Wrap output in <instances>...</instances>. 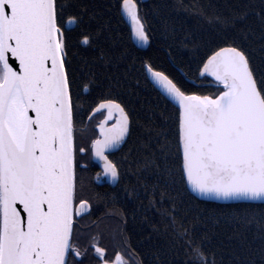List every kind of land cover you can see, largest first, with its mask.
<instances>
[{
    "label": "snow or ice",
    "instance_id": "obj_1",
    "mask_svg": "<svg viewBox=\"0 0 264 264\" xmlns=\"http://www.w3.org/2000/svg\"><path fill=\"white\" fill-rule=\"evenodd\" d=\"M119 7L135 38L148 44L137 0H119ZM249 12L246 4L215 14L201 9L215 33L207 38L185 33L183 46L200 54L198 72L213 78L214 92L186 90L150 58L142 61L145 79L174 103L171 111L160 112V121L141 125L140 154L128 150V170L137 179L118 194L91 191V181L82 175L95 161L102 173L94 179L106 175L118 184L123 173L110 150L133 132L131 109L119 98L121 75L109 74L104 85L91 71L81 84L87 58L79 66L73 58L75 44H91L103 27L77 33L82 13L62 0H0V264H77L89 248L77 239L82 215L121 196L135 205L133 222L138 212L145 220L151 213L160 217L152 229L178 243L182 264H225L211 240L220 223L232 225L228 239L238 238L247 249L239 264H257V255L264 264V208L203 207L188 217L178 200L187 193L193 200L264 204V8L257 13L258 44L250 39L257 30ZM99 56L112 62L103 49ZM94 85L102 91L89 102L88 116L105 109L106 115L81 143L80 89L89 92ZM128 219L129 210L123 209L125 227ZM249 231L259 240L255 247ZM92 249L98 264H124L120 251L110 259L98 243Z\"/></svg>",
    "mask_w": 264,
    "mask_h": 264
},
{
    "label": "trees",
    "instance_id": "obj_2",
    "mask_svg": "<svg viewBox=\"0 0 264 264\" xmlns=\"http://www.w3.org/2000/svg\"><path fill=\"white\" fill-rule=\"evenodd\" d=\"M62 3L69 6L73 12L82 13L80 26L76 29L77 33L81 29L96 32L98 28L103 27L99 36L91 44L77 43L74 46L73 58L78 66L83 63L82 57L87 58V62L80 69L84 77L81 84L87 82L91 71H95L96 78L104 85L108 83L109 74L118 73L125 81L124 88L119 90V98L131 109L133 132L120 149L110 154L119 162L123 175L118 184L105 188L97 187L90 176L91 191L118 194L123 192L125 184L133 183L137 179L136 174L128 170L130 167L128 150L131 148L134 154H140L141 125L151 118L160 121L161 111L172 110V104L166 101L164 96L145 79L141 68L142 61L150 58L154 66L165 70L186 90L214 92L217 89L213 78L204 79L198 76L197 63L200 54H194L190 47L183 46L189 39L185 33H191L197 38H207L209 34L215 33V29L209 25L206 17L200 14L201 9L209 14H215L227 12L229 6L246 4L250 9L249 19L256 24L257 30V36L250 37V39L258 44L260 40L257 13L264 8L262 0H147L146 2L137 0L139 14L146 22L147 31L151 36L147 48L143 50L137 48L131 41L129 28L120 14L119 0H62ZM181 37L184 39L181 40ZM101 49L112 57L111 63L105 64L100 58ZM125 70L128 71L127 77L123 76ZM101 91L102 89L95 85L89 92H84L82 87L80 89L81 106L78 122L82 120L83 127H79L78 124L77 139L81 143L87 141L95 132L94 122L98 114L91 116L90 122L87 120L88 113L91 111L89 102ZM149 109H151V116ZM176 191H180L179 186ZM178 200L181 204V211H186L188 217L203 207H239L257 210L264 208V204L248 202L226 204L211 202L206 205L203 200H193L187 193L179 196ZM134 206L121 196L114 202L98 203L95 212L100 210L108 217H112L111 219L115 221L113 226L118 227L140 264H182L183 249L178 243L172 242L171 238L163 232L157 233L152 229V225L160 217L151 213L149 214L150 219L145 220L141 218L144 214L138 212L136 221L133 222L131 209ZM123 209L129 210L126 227L123 224ZM209 227H211V222H209ZM197 228L203 231L205 226L197 225ZM232 232V225L220 223L215 225V231L211 233L212 245L217 247L218 254H222L225 264H239L246 258L247 249L241 248L238 238L228 239ZM247 237L252 242V247L259 243L258 238H253V231H249ZM256 262L260 264L258 255Z\"/></svg>",
    "mask_w": 264,
    "mask_h": 264
},
{
    "label": "flooded vegetation",
    "instance_id": "obj_3",
    "mask_svg": "<svg viewBox=\"0 0 264 264\" xmlns=\"http://www.w3.org/2000/svg\"><path fill=\"white\" fill-rule=\"evenodd\" d=\"M97 114L98 117L95 119L94 129L95 125L103 118L104 115L103 112H98L94 115ZM87 120L90 122L89 116H87ZM97 172L102 173V170L96 163L92 162L91 166L82 172V175L84 176L86 182L90 181L91 176L93 183L97 187H111L102 175L99 180L94 179L95 173ZM88 187L90 188V184ZM101 213L102 212L100 210L98 212H87L83 214L79 220L77 226V239L79 240L82 248L86 244L89 245V248L87 255L83 258V260L78 261L77 264H98L97 255L94 254L92 249V243H98L101 247L106 249L105 258H114L115 252L120 251L125 257L124 264H140L135 254L125 242L118 227L116 225L113 226L115 221L111 219L112 217H108L106 214L101 216ZM95 221H98V223H95Z\"/></svg>",
    "mask_w": 264,
    "mask_h": 264
},
{
    "label": "water",
    "instance_id": "obj_4",
    "mask_svg": "<svg viewBox=\"0 0 264 264\" xmlns=\"http://www.w3.org/2000/svg\"><path fill=\"white\" fill-rule=\"evenodd\" d=\"M140 1H142V2H146L147 0H140ZM120 14H121V16H122V18H123V20H124V22L126 23V25L128 26V28H129V31H130V38H131V41H132V43L137 47V48H139V49H146L147 48V46H148V44H142L140 41H138L136 38H135V36H134V34L132 33V26H131V21H130V19L128 18V16L126 15V14H124L123 13V10H122V8H120ZM83 44V43H82ZM83 45H85V44H83ZM11 59H14V58H11ZM198 76L201 78V75L198 73ZM149 82H150V84L159 92V93H162V89H160L159 88V86L158 85H155L154 84V82H151L150 80H148ZM85 92V91H84ZM163 96V95H162ZM168 101L171 103V104H173L174 103V101H171V98H168ZM99 112H103L104 113V115H103V118H104V116L106 115V109L105 110H101V111H99ZM98 113V112H97ZM96 114V113H95ZM94 115V114H93ZM102 118V119H103ZM101 119V120H102ZM110 122H114V121H110ZM99 123V122H98ZM96 131H98L97 129H95ZM121 147H118L117 149H114V150H110V153H113V152H115V151H117L118 149H120ZM94 163H96L99 167H100V169L102 170V166L99 164V163H97V162H95V161H93ZM103 177H105V180H106V182L107 183H109L111 186H114L113 184H112V182H110L109 181V179H108V177L106 176V175H102ZM199 200H203V201H211V202H215V203H220V204H226V203H237V202H244V200H243V198H241V200H238V201H230V202H224V201H218V200H215V198H213V197H200V198H198ZM251 203H259V202H251Z\"/></svg>",
    "mask_w": 264,
    "mask_h": 264
}]
</instances>
